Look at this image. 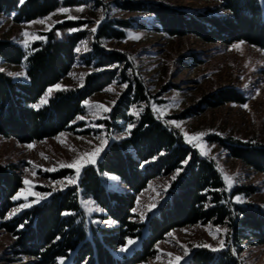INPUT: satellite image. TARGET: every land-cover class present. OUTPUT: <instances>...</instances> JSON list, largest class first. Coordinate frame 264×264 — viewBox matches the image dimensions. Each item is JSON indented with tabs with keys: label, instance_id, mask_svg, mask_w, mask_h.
I'll list each match as a JSON object with an SVG mask.
<instances>
[{
	"label": "trees",
	"instance_id": "trees-1",
	"mask_svg": "<svg viewBox=\"0 0 264 264\" xmlns=\"http://www.w3.org/2000/svg\"><path fill=\"white\" fill-rule=\"evenodd\" d=\"M208 5L190 10L163 1L123 0L121 10L146 17L107 18L98 27L91 50L81 60L99 70L86 76L81 87H67L52 93L40 104L46 91L66 78L80 59L78 47L87 38L80 28L84 21L67 20L45 32V40L29 49L0 39V56L9 63L27 62V80L0 71V135L20 142L43 140L74 130L75 119L85 113V101L116 79L128 82V89L112 108L105 123L127 136L109 142L97 163L81 172L78 187L53 193L19 215L1 223L16 237L17 254L30 258L25 264H141L155 253V245L172 230L198 223L228 227L231 246L213 251L192 250L184 264H242L238 255L248 245H264V210L242 206L231 193L217 162L186 143L173 125L156 116L149 105L150 93L143 81L130 74L129 56L108 50L102 40H123L126 29L150 26L172 36L195 35L204 42L231 44L245 41L264 50V0H204ZM98 0H0V14L18 23L44 18L62 7L97 5ZM234 88H224L206 99L210 106L245 102ZM134 105L141 106L137 116ZM187 110L182 115L186 116ZM194 112V110L190 111ZM232 158L251 169L264 172V143L212 136ZM118 179L110 187L103 175ZM168 177L169 184L158 208L139 220L135 212L138 196L155 178ZM23 187L18 168L0 165V220L16 205L13 200ZM93 199L114 226L88 231L78 190ZM240 191V189H239ZM128 238H138L131 251L121 252Z\"/></svg>",
	"mask_w": 264,
	"mask_h": 264
},
{
	"label": "rangeland",
	"instance_id": "rangeland-1",
	"mask_svg": "<svg viewBox=\"0 0 264 264\" xmlns=\"http://www.w3.org/2000/svg\"><path fill=\"white\" fill-rule=\"evenodd\" d=\"M98 1L97 5L62 7L30 22L18 23L11 16L0 14V39L11 40L24 49H29L36 41L45 40L44 33L59 23L84 21L80 29L86 30L87 38L78 47L80 59L70 74L56 84L60 88L57 89L56 85L50 87L52 91H46L40 104L47 102L56 90L83 86L88 74L99 71L84 64L81 58L91 50L98 27L104 20L133 16L152 20L150 15L121 10L118 2L123 0ZM153 1H163L186 10L209 4L204 0ZM147 24L149 26L144 29H126L123 40H102L101 45L129 56L132 63L129 73L138 76L146 85L150 93L149 105L156 116L179 129L187 144L217 162L228 191L231 193L238 189L232 197L233 201L264 210V172L253 170L241 160L230 157L218 142L210 139L212 136L233 137L264 143V50L245 41L226 44L204 42L195 35L172 36L154 29L150 26L152 22ZM26 69V59L21 64H13L0 56V71L14 79L26 81ZM128 86V82L119 78L89 97L85 101V113L73 122L74 130L30 143L0 135V165L14 166L23 176V187L13 199L16 205L5 219L0 220V264H25L30 261V258L17 254L15 235L1 223L49 199L57 191L78 187L84 167L95 165L110 141L128 135L131 125L120 131L105 123ZM224 88L238 90L246 98L245 102H226L219 106H210L205 102L212 93ZM140 110L141 106L134 105L131 112L137 116ZM187 110L189 112L183 116ZM192 110L194 112H190ZM103 179L110 187L119 186L117 177L113 175L104 174ZM168 184V177L155 178L138 196L135 212L139 220H146L158 208ZM78 197L89 232L98 226L115 225L113 220L102 217L103 209L93 199L85 197L80 189ZM139 241L138 238H128L120 253L131 251ZM221 241L224 242L222 248ZM231 243L225 225L198 223L185 226L168 233L155 245L154 255L141 264H184L197 245L206 244L211 246L208 247L210 249L222 250ZM245 246L238 255L242 264H264V245ZM60 262L66 264L67 260L60 259Z\"/></svg>",
	"mask_w": 264,
	"mask_h": 264
},
{
	"label": "snow or ice",
	"instance_id": "snow-or-ice-1",
	"mask_svg": "<svg viewBox=\"0 0 264 264\" xmlns=\"http://www.w3.org/2000/svg\"><path fill=\"white\" fill-rule=\"evenodd\" d=\"M63 11H66V10H63ZM44 21H40V23H43ZM93 31H95V29H93ZM234 47H239V45H235ZM56 88L57 89H59L60 88V85H56ZM52 90L51 89H49V93L51 92ZM42 102H44V101H42ZM244 107H247V105H244ZM200 135H203V134H200ZM31 147V146H30ZM62 166H68V167H71L72 165H62ZM50 171L51 170H54V169H49ZM226 179H228L227 177H225ZM130 243H131V241H130ZM224 246V242L223 241H221L220 242V248H222ZM197 247H211L210 245H197ZM213 251H218V250H220L219 248H213L212 249ZM186 254H187V252H186ZM178 260L180 259V258H177Z\"/></svg>",
	"mask_w": 264,
	"mask_h": 264
}]
</instances>
